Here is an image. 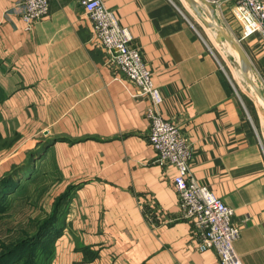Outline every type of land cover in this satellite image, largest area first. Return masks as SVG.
<instances>
[{
    "label": "crops",
    "instance_id": "0c3cea01",
    "mask_svg": "<svg viewBox=\"0 0 264 264\" xmlns=\"http://www.w3.org/2000/svg\"><path fill=\"white\" fill-rule=\"evenodd\" d=\"M19 1L0 0V129L11 128L19 145L43 138L42 158L55 167L61 193L77 186L56 224L62 232L51 264H219L213 251L191 248L176 171L156 162L148 142V102L113 79L84 9L49 0L48 15L27 31L14 11ZM101 1L140 49L163 97L162 118L190 142L195 181L233 209L235 252L243 264H264L257 107L237 93L182 0ZM196 1L203 16L232 32L264 95V40L242 36L234 0Z\"/></svg>",
    "mask_w": 264,
    "mask_h": 264
},
{
    "label": "built area",
    "instance_id": "2783aa9c",
    "mask_svg": "<svg viewBox=\"0 0 264 264\" xmlns=\"http://www.w3.org/2000/svg\"><path fill=\"white\" fill-rule=\"evenodd\" d=\"M76 2L84 9L95 39L106 54L105 63L114 74L113 79L134 88L133 97L148 102V142L156 153V162L170 165L176 171L173 188L179 204V219L192 226L191 248L197 252L213 251L219 264H243L234 249L240 228L232 223L233 209L192 176L191 144L176 124L162 118L163 97L153 83L140 49L132 45L131 32L120 26L101 0ZM14 11L29 31L33 23L48 15L49 0H20ZM232 14L244 38L258 35L264 40V0H234Z\"/></svg>",
    "mask_w": 264,
    "mask_h": 264
},
{
    "label": "rangeland",
    "instance_id": "374dc122",
    "mask_svg": "<svg viewBox=\"0 0 264 264\" xmlns=\"http://www.w3.org/2000/svg\"><path fill=\"white\" fill-rule=\"evenodd\" d=\"M182 1L191 14L196 30L211 43L215 57L224 67L237 93L247 98V101L251 102L250 106L257 107L260 120L257 121L253 116V123L258 126L257 123L260 121V127L264 130V108L257 104L253 89L243 78L236 50L231 48L215 29L206 27L189 5ZM231 16L234 18L232 11ZM203 17L206 21L213 22V19ZM216 22L219 23L218 20ZM225 31L234 36L232 32L226 29ZM247 75L255 84H259L251 67ZM250 106L247 104V107ZM39 140L38 143L31 145H19L20 136L14 135L11 128L0 129V180L11 175L6 184L0 187V264H47L46 257L52 250L50 230H46L37 244L27 245L19 251L22 243L32 239L38 227L52 215L63 186L56 175L55 167L44 161V157L36 161L34 170L30 172L24 170L30 153L41 151L40 154H44L42 147L46 142L43 138ZM25 146L27 149H24ZM15 249L19 252L11 257L10 253Z\"/></svg>",
    "mask_w": 264,
    "mask_h": 264
},
{
    "label": "trees",
    "instance_id": "16d2710c",
    "mask_svg": "<svg viewBox=\"0 0 264 264\" xmlns=\"http://www.w3.org/2000/svg\"><path fill=\"white\" fill-rule=\"evenodd\" d=\"M47 143H45V146H43L42 148L44 149V153H45V149L47 147ZM43 152V151H42ZM41 151L36 152V153H30L27 157V165L25 166L26 169L24 170H28V172H30V170H34L35 169V164L36 161L41 159L43 157L44 154H40ZM37 156V157H36ZM11 176V175H10ZM10 176H6L4 178H2L0 180V187L4 186L6 184V182L8 181V178H10ZM76 185L73 186H68L58 197L57 200L55 202L54 205V209L52 212V215L46 219L39 227L37 232L33 235L32 239L30 238L27 241H24V243H22L21 247H19V251H21L23 248H25V246L27 245H31V244H37L39 242V240L42 238L44 231L46 230H50L49 233L51 235V239H52V250L51 253L48 254V256L46 257L47 260V264H51L52 261V257H53V243L55 241V239L61 234V229L60 227L58 228L56 226V224L59 222V220L61 219L62 215L64 214V209H65V205L66 202L70 196V193L76 188ZM17 249H15L14 251H11L10 255L15 256L16 254H18L19 251H16Z\"/></svg>",
    "mask_w": 264,
    "mask_h": 264
},
{
    "label": "water",
    "instance_id": "95a60500",
    "mask_svg": "<svg viewBox=\"0 0 264 264\" xmlns=\"http://www.w3.org/2000/svg\"><path fill=\"white\" fill-rule=\"evenodd\" d=\"M185 2L189 5L191 10L197 16L200 17V19L202 20V22L205 24L206 27L215 29L222 36V39H224L225 42H227L231 46V48L236 50L237 55H238V59H239V63L241 66V73L243 75L245 82L253 89L256 96L263 101V105H264V95L262 94L259 87L255 84V82L247 75V71L251 67V64H250L246 54L244 53L243 49L241 48L240 44L238 43V41L233 36L229 35L219 25V23H217L216 20H214V18H213V22L206 21L205 18L202 16V13H201L202 7L196 0H185ZM201 2L207 6V8L209 9V11L211 13H213V8L210 5H208V3L206 1H201ZM207 19L212 20V18L209 15L207 16Z\"/></svg>",
    "mask_w": 264,
    "mask_h": 264
},
{
    "label": "bare ground",
    "instance_id": "6f19581e",
    "mask_svg": "<svg viewBox=\"0 0 264 264\" xmlns=\"http://www.w3.org/2000/svg\"><path fill=\"white\" fill-rule=\"evenodd\" d=\"M215 34V33H214ZM217 36V38H219V36L218 35H216ZM237 58H238V56H237ZM254 92V91H253ZM254 94H255V92H254ZM255 96H256V94H255ZM255 100H256V102L258 103V105L261 107V108H264V105H263V101L261 100V99H259L257 96H256V98H255ZM263 110V109H262ZM25 180V179H24Z\"/></svg>",
    "mask_w": 264,
    "mask_h": 264
}]
</instances>
